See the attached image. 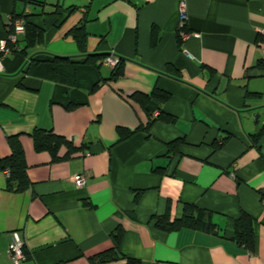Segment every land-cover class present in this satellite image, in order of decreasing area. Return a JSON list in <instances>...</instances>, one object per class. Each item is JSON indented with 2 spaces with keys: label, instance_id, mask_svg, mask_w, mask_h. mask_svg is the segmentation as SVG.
I'll return each mask as SVG.
<instances>
[{
  "label": "crops",
  "instance_id": "obj_1",
  "mask_svg": "<svg viewBox=\"0 0 264 264\" xmlns=\"http://www.w3.org/2000/svg\"><path fill=\"white\" fill-rule=\"evenodd\" d=\"M22 12L33 14L44 43L2 59L0 158L18 137L30 185L9 190L0 170V264H11L13 233L25 264H264V0H0V39ZM82 18L86 52L123 58L120 77L110 79L101 60L77 62L67 32ZM155 86L171 94L160 107L130 97ZM160 110L175 121L156 119ZM118 127L133 133L120 140ZM36 128L76 149L63 158L60 146L59 159L35 150ZM76 173L86 175L80 187ZM185 203L215 231L156 226L166 212L180 217ZM242 211L253 218L252 250L234 238Z\"/></svg>",
  "mask_w": 264,
  "mask_h": 264
},
{
  "label": "trees",
  "instance_id": "obj_2",
  "mask_svg": "<svg viewBox=\"0 0 264 264\" xmlns=\"http://www.w3.org/2000/svg\"><path fill=\"white\" fill-rule=\"evenodd\" d=\"M21 1H23L24 3H29L32 0ZM31 16H33V14H25L23 12L19 14H13L11 16L10 20H14L16 18L23 20L25 33L21 37H18L17 41L14 44L8 43L10 53H20L24 56L27 55V49L33 48L38 44L42 45L44 43V32L37 24L31 21ZM11 31L12 30L10 28V24L8 23L6 25V34L4 37H6ZM67 33L72 36L81 54L79 58L80 60H77V62L81 61L85 63L96 64L98 60H101L102 63L104 58L111 55L108 52H86V32L84 29V19L73 25ZM20 41L24 42L23 47H19L18 43ZM69 60H71L70 56L54 55V61L66 62ZM123 64V58L118 57L117 64L113 68H111L110 79H116L122 75ZM167 71L172 73L174 77L178 76L172 65H167ZM170 96L171 94L169 92L155 86L149 94L136 92L130 97L141 102L144 107L150 101H153L157 104L158 107H160L163 102L170 98ZM156 119H160L161 121H164L166 123L175 121L174 116L164 112L163 110H160ZM151 122H149V125ZM262 130L264 131V128ZM262 130L257 135H253V137L255 138L254 140H256V136H259L263 132ZM117 132L119 134L120 140L133 133V131L125 130L124 128L120 127H118ZM32 139L35 150H48L55 159L62 158L57 156V151L62 145L68 148V152L65 156H63V158L66 157L68 153L76 149L68 139L54 133L52 130L36 128L32 132ZM7 140L11 148V153L6 157L0 158V170H8V175L6 178L7 189L23 191L30 185V181L25 172L24 150L18 137L10 136L7 138ZM178 141L173 140L172 142L168 143L169 149L173 150L177 148L179 144ZM161 171L163 172V170H159L158 172ZM205 213L206 212L204 211L198 210L196 206L185 203L183 206L182 215L180 217L170 220L169 214L168 212H166L163 215H159L156 217L155 224L158 228L165 231L178 230L183 227L205 229L206 231H215L216 226L214 225V223H212L209 219L205 220ZM234 224L235 240L238 243L243 244L245 247H247V249L252 250L254 248L253 218L248 213L242 211L239 217L236 218ZM121 234V229H117L111 234L115 242V246L118 245ZM25 253L28 256L27 250H25ZM127 264H140V262L135 258H127Z\"/></svg>",
  "mask_w": 264,
  "mask_h": 264
},
{
  "label": "built area",
  "instance_id": "obj_3",
  "mask_svg": "<svg viewBox=\"0 0 264 264\" xmlns=\"http://www.w3.org/2000/svg\"><path fill=\"white\" fill-rule=\"evenodd\" d=\"M185 21H186V13L183 3L181 4L179 8V22L177 29L179 30L182 38L187 37V34L185 31H183V28L185 27ZM23 20L16 18L10 20V28L11 32L8 33V35L2 39H0V72L3 71V65H2V59L10 54V49L8 47V43L14 44L18 37H21L25 33V28L23 24ZM257 34L260 38V45L262 50V56H261V64L264 66V27L257 29ZM118 62V57L110 55L103 59L102 64H105L109 66L110 68H113ZM74 183L77 186L84 185L86 181V175L84 173H76L73 176ZM8 257L11 260V264H25L27 260V254L25 253V246L22 240L18 237L16 233H13L12 239L9 242L8 245Z\"/></svg>",
  "mask_w": 264,
  "mask_h": 264
},
{
  "label": "water",
  "instance_id": "obj_4",
  "mask_svg": "<svg viewBox=\"0 0 264 264\" xmlns=\"http://www.w3.org/2000/svg\"><path fill=\"white\" fill-rule=\"evenodd\" d=\"M259 116H260V114H259V113H258V114H256V115H255V120H256V119H258V117H259Z\"/></svg>",
  "mask_w": 264,
  "mask_h": 264
},
{
  "label": "rangeland",
  "instance_id": "obj_5",
  "mask_svg": "<svg viewBox=\"0 0 264 264\" xmlns=\"http://www.w3.org/2000/svg\"><path fill=\"white\" fill-rule=\"evenodd\" d=\"M31 7H33V5H30Z\"/></svg>",
  "mask_w": 264,
  "mask_h": 264
}]
</instances>
